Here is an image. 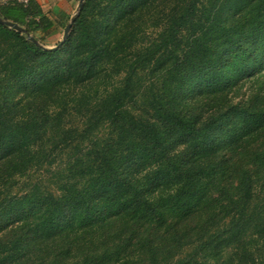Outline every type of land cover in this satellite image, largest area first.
<instances>
[{
  "label": "trees",
  "instance_id": "trees-1",
  "mask_svg": "<svg viewBox=\"0 0 264 264\" xmlns=\"http://www.w3.org/2000/svg\"><path fill=\"white\" fill-rule=\"evenodd\" d=\"M156 1H0V264H264V0Z\"/></svg>",
  "mask_w": 264,
  "mask_h": 264
},
{
  "label": "rangeland",
  "instance_id": "rangeland-1",
  "mask_svg": "<svg viewBox=\"0 0 264 264\" xmlns=\"http://www.w3.org/2000/svg\"><path fill=\"white\" fill-rule=\"evenodd\" d=\"M79 1L80 0H41V5L43 6L46 14L51 17L57 26V32L46 39L44 46L55 47L62 41L66 26L69 24L71 18L75 15L78 9ZM162 1L163 0H158L155 4L160 5ZM170 3L176 6L178 5V0L177 2L176 0H171ZM60 5H64L67 11L65 10V12L61 9ZM158 12L159 8L151 10V14L147 16L148 21L144 27V42H146V45L152 44V42L157 39L160 30V27L158 26L161 22ZM1 41L2 40H0V44L2 43ZM3 50L4 46H0V56H3ZM1 60H4L3 57H1ZM1 66L2 65H0V67ZM241 84H244V86L241 91L240 99H245L247 98V95L257 87L264 85V69L257 73V77H245ZM23 181H25V179H22L21 183ZM255 193V198L251 206V212L256 213V217L258 219L256 220L257 227H251L249 229V233L253 239V249L264 256V235H260L257 232L262 228L261 224L264 223V170L259 177V182L256 184Z\"/></svg>",
  "mask_w": 264,
  "mask_h": 264
},
{
  "label": "water",
  "instance_id": "water-1",
  "mask_svg": "<svg viewBox=\"0 0 264 264\" xmlns=\"http://www.w3.org/2000/svg\"><path fill=\"white\" fill-rule=\"evenodd\" d=\"M84 3H85V0H80L79 1L78 9H77L75 15L71 18L69 24L67 25V27L65 29V32H64V36H63L62 41L57 46H55V47H46V46L42 45L41 43H39L36 39L32 38L31 36H29V39L33 43H35L37 46L41 47L44 50H48V51L58 50L59 48H61L64 45V43L66 42V40L70 36L71 29H72L75 21L79 18L80 13H81V11H82V9L84 7ZM0 24L8 26L9 28H11V29H13V30H15L17 32L26 33V30L24 28H22L20 25H18L16 23H13V22H10V21H6L3 18H0Z\"/></svg>",
  "mask_w": 264,
  "mask_h": 264
},
{
  "label": "built area",
  "instance_id": "built-area-1",
  "mask_svg": "<svg viewBox=\"0 0 264 264\" xmlns=\"http://www.w3.org/2000/svg\"><path fill=\"white\" fill-rule=\"evenodd\" d=\"M2 3H7V2H19V3H23L26 4L28 2V0H0Z\"/></svg>",
  "mask_w": 264,
  "mask_h": 264
},
{
  "label": "crops",
  "instance_id": "crops-1",
  "mask_svg": "<svg viewBox=\"0 0 264 264\" xmlns=\"http://www.w3.org/2000/svg\"><path fill=\"white\" fill-rule=\"evenodd\" d=\"M39 2L41 3V0H39ZM60 7H61V9H63L64 11L66 10L64 5H60ZM66 11H67V10H66ZM66 11H65V12H66Z\"/></svg>",
  "mask_w": 264,
  "mask_h": 264
}]
</instances>
